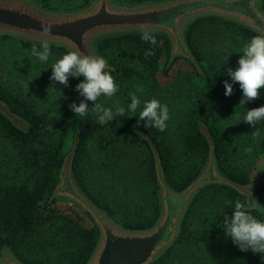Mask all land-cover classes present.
Returning a JSON list of instances; mask_svg holds the SVG:
<instances>
[{
    "label": "trees",
    "instance_id": "obj_1",
    "mask_svg": "<svg viewBox=\"0 0 264 264\" xmlns=\"http://www.w3.org/2000/svg\"><path fill=\"white\" fill-rule=\"evenodd\" d=\"M34 1L64 10L89 0H66L68 7ZM260 3L264 10V0ZM142 32L109 33L95 40V49L112 66L108 69L118 86L112 97L102 95L97 103L113 111L117 104L125 108L124 115L114 116L106 125L99 124L92 111L76 116L70 108L85 99L76 90L83 76L69 77L67 86L51 79L52 65L70 51L66 46L49 43L51 55L42 62L31 49H40L43 42L0 33V99L27 121L21 127L0 112V255L4 248L10 249L26 264H84L89 258L99 227L87 210H81L84 215L65 211L54 204L57 197H51L69 151H64L66 139L76 130L79 142L72 176L90 200L124 227L152 225L161 208L155 158L139 130L154 141L164 177L173 189L185 187L208 161L209 141L199 122L212 135L219 171L239 183L252 181L245 158L255 132L264 152V121L253 126L243 120L247 108L264 106V89L258 99L240 105L243 91L228 70L239 67L243 46L262 34L231 18L198 16L186 23L184 38L203 72L183 57L192 69L168 74L182 56L167 64L169 37L151 31L157 40L152 45L141 38ZM149 50L154 55L145 56ZM162 58L165 79L158 76ZM226 80L233 86L230 96L225 95ZM132 96L141 101L135 113L128 110ZM153 98L169 109L164 131L139 120L144 102ZM87 103L89 110L95 106ZM248 199L258 200L261 210L252 214L264 220V183L250 195L220 182L203 185L191 198L174 241L149 264H194L184 250L200 256L201 264H264V254L241 251L220 226L226 215H232L236 201Z\"/></svg>",
    "mask_w": 264,
    "mask_h": 264
},
{
    "label": "water",
    "instance_id": "obj_2",
    "mask_svg": "<svg viewBox=\"0 0 264 264\" xmlns=\"http://www.w3.org/2000/svg\"><path fill=\"white\" fill-rule=\"evenodd\" d=\"M261 0H157L133 4L116 0H89L85 5L64 10L45 8L34 0H0V33H11L28 40L56 43L70 51L102 56L94 46L104 34L128 31H159L170 39L167 64L177 55L193 62L200 72V63L190 51L184 27L190 20L202 15H219L234 19L264 35V10ZM42 22L52 24L51 34H43ZM103 57V56H102ZM108 62V61H107ZM108 67H112L108 63ZM0 112L14 124L23 127L27 121L11 111L0 99ZM199 126L209 141L208 161L203 169L185 187L176 190L167 183L157 147L144 131L155 158L159 183L160 213L155 222L145 228H129L116 223L78 187L72 176V160L78 147L79 130L65 154L51 197L63 196L87 210L99 227V238L84 264H149L175 239L181 219L194 194L205 184H228L241 193L250 195L264 183V174L247 183L236 182L222 174L216 164L214 141L208 127ZM0 264H26L10 249L4 248Z\"/></svg>",
    "mask_w": 264,
    "mask_h": 264
},
{
    "label": "clouds",
    "instance_id": "obj_3",
    "mask_svg": "<svg viewBox=\"0 0 264 264\" xmlns=\"http://www.w3.org/2000/svg\"><path fill=\"white\" fill-rule=\"evenodd\" d=\"M42 29L43 34L47 36L51 34L52 24L42 22ZM141 38L152 45L157 43L155 35L147 29L143 30ZM31 52L40 61L47 62L51 55V47L45 41L40 49L33 46ZM241 53L242 56L238 61L239 67L235 70H228V75L232 81L239 83L243 91L240 105L258 99L260 90L264 89V35L253 36L243 46ZM149 55H154V52L149 50L145 53V56ZM51 68L53 70L51 79L65 86L68 85L69 77H84L83 82L76 86V90L85 99L79 105L75 103L70 105L76 116H85L89 111H92L98 116L97 122L106 125L114 116L125 114V108L119 104L115 106L113 111L112 108H106L101 103H97L98 98L102 95L112 97L118 91V86L104 57L86 55L81 51H68ZM224 83L225 95L230 96L233 92V86L227 80ZM53 87L55 84L49 89ZM87 101H92L95 104L91 110H89ZM140 103L141 101L136 96H132L128 110L135 113ZM169 118L167 105H162L155 98L145 101L143 109L139 113V120L146 121V127H155L160 131L166 129V122ZM243 121L253 126L264 121V106L247 108ZM143 138L147 139V137ZM259 210H261V204L257 199H248L244 202L236 201L232 215H226L222 225H220L241 251L246 252L251 249L254 253L264 254V220L258 219L252 214Z\"/></svg>",
    "mask_w": 264,
    "mask_h": 264
},
{
    "label": "rangeland",
    "instance_id": "obj_4",
    "mask_svg": "<svg viewBox=\"0 0 264 264\" xmlns=\"http://www.w3.org/2000/svg\"><path fill=\"white\" fill-rule=\"evenodd\" d=\"M48 1L50 2V4H53V5H57L60 7H63V6L68 7V5L66 4V0H48ZM69 9H71V8H69ZM163 64H164V59L162 58L159 61V69H158V76L160 79H165L166 77H168V76L164 75V73L162 72ZM178 69L191 70L192 67H191L190 63L185 58L179 57L172 63L170 69L168 70V74L174 73ZM251 136H252V139H251L252 141L249 143V145H250L249 153H248L247 157L245 158V161L248 163L247 169H248V173L250 175L251 180H256L264 174V152H263V150L259 149L260 146H259L258 142L260 140V136L258 138L256 132ZM72 143H73V136L69 135L66 139V144L64 147L65 152H67L71 148ZM238 152H237V155H238ZM54 204L57 205L60 209H63L65 211L76 210L74 212H79L82 215H84L83 211H81V210H85V209L82 208L77 202H75V201H73L67 197L58 196L57 199L55 200ZM90 217H91V215H90ZM84 219H85L86 224H88L90 222V219L87 216H85ZM183 252L186 255H188V258L191 259L194 264H201L200 259H199L200 256H197L195 254L193 256L190 252H188L186 250H184Z\"/></svg>",
    "mask_w": 264,
    "mask_h": 264
}]
</instances>
